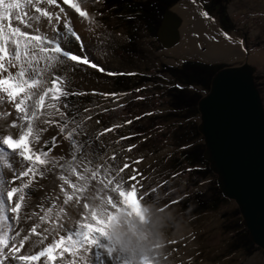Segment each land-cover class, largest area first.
<instances>
[{
    "label": "snow or ice",
    "instance_id": "6c2138e0",
    "mask_svg": "<svg viewBox=\"0 0 264 264\" xmlns=\"http://www.w3.org/2000/svg\"><path fill=\"white\" fill-rule=\"evenodd\" d=\"M88 3L89 0H0V264H39L41 258L43 264H52L56 256L60 264H136L106 234L112 214L128 205L130 199L139 202L148 195L140 192L139 201L135 196L137 185L143 188V181L148 179L134 167L144 157L121 155L131 152L134 144L112 151L111 155L110 149L101 153L106 146L100 137L122 125L90 133L87 121L93 119L92 109L81 110L79 101L70 98L97 93L73 88L65 75L80 65L109 76L133 75L108 72L87 51L89 46L72 26L62 5H69L79 18L98 27L96 13L87 10ZM201 15L211 19L206 11ZM88 31L94 32L95 27ZM221 35L236 43L226 33ZM96 39L103 43L99 35ZM73 42L78 52L68 47ZM238 43L243 45V41ZM6 105H11V110ZM94 123L101 121L96 119ZM53 129L54 134L44 136ZM124 139L131 137H120ZM64 141L71 146L69 156L51 155ZM129 168L132 171L127 177L121 175ZM93 180L95 185L91 184ZM90 186L91 192L84 195ZM37 192L43 195L33 204ZM96 198L109 202L100 212L91 203ZM175 243L178 241H168ZM61 248L54 256L55 250ZM178 251L171 248L161 255L153 249L150 255L139 258V264H162ZM65 253H69L67 258Z\"/></svg>",
    "mask_w": 264,
    "mask_h": 264
},
{
    "label": "rangeland",
    "instance_id": "374dc122",
    "mask_svg": "<svg viewBox=\"0 0 264 264\" xmlns=\"http://www.w3.org/2000/svg\"><path fill=\"white\" fill-rule=\"evenodd\" d=\"M137 1V4L153 5L162 2V0ZM119 7L122 8V5ZM171 9L181 21L185 19L184 24L181 22L179 27L182 44L171 49H163L156 36L142 28L135 34V30L130 27L133 25L132 22L127 25L131 14L106 4L103 0H99L98 3L89 0L87 5L89 13L95 12V19L99 22L98 27L94 26L96 29L94 37L99 35L103 43H99L96 38L92 42L84 38L72 20V26L81 38L85 42L89 41V44L86 43L89 46L87 51L100 66L108 72L133 74L109 76L86 65L78 66L75 72L65 73L71 79L73 88L97 93L70 98L72 101H79L78 106L81 110L85 107L92 109L93 119L87 121L90 133L113 125H122L100 137L106 146L100 149L101 153L110 149L111 155L112 151H121L134 144L136 147L131 152H121V155L134 159L144 157L143 162L134 167L143 172L148 179L143 181V188L137 185L135 196L139 201L140 192H147L148 195L139 202L134 198L130 199L128 205L112 214L106 235L112 241L109 233L115 224L128 234L152 236L166 219L162 230L167 236V241L175 240L178 243H167L162 250L158 247L153 249L158 250L161 255L171 248L179 251L173 253L167 262L162 261V264H181V261L183 264H264L262 250H252V253L248 254L242 247L245 242L240 216L233 202L228 200L220 202V207L216 210L202 213L183 209L185 202L189 200L186 197L189 195L196 197L198 192L210 190L209 186H212L213 182L208 176L194 190L191 181L195 179V173L201 165L194 164L191 168L178 162L180 142L176 140V135L188 134L192 142L199 146L203 145V140L200 135L195 137L193 132V126L197 128L199 123L198 112L187 118L183 117L184 115L173 116L169 109L173 99L168 96L169 88L176 83V77L174 78L169 68H177L183 62H200L219 67L248 62L254 66L255 82L264 107V60H261V54L264 55V0H223L222 3H219V0H196L195 3L193 0H180ZM175 9L180 10L182 15ZM202 11H206L211 19L203 17ZM222 12L228 20L227 29H224L220 22ZM221 33H226L236 43L230 42ZM239 41H243V45L238 43ZM68 47L79 51L76 43H70ZM210 50L217 52L216 59H207L211 56L206 57L205 53ZM185 89L189 94L192 92L200 94L201 97L207 92H204L201 86L187 85ZM100 93L119 95L106 97ZM105 108L108 111H103ZM181 118H184L182 122ZM96 119L101 123L95 124ZM127 121L132 123H126ZM52 131L45 133L44 136L54 134L55 129ZM122 136L131 139L120 140ZM61 146H64L62 155L69 156L71 146L68 141H64ZM120 159L121 156L118 155L117 160ZM131 171L129 168L121 175L127 177ZM137 179L141 177L137 176ZM72 180L75 182L76 177L73 176ZM130 182L136 183L135 180ZM91 184L95 185L96 181L93 180ZM151 188L153 192H149ZM90 192L91 186L84 195ZM111 195L115 198L117 194ZM91 203L96 211L100 212L109 202L96 198L92 199ZM169 213H172L174 218H168ZM92 223L95 224V221ZM129 258L134 261L132 257Z\"/></svg>",
    "mask_w": 264,
    "mask_h": 264
},
{
    "label": "water",
    "instance_id": "95a60500",
    "mask_svg": "<svg viewBox=\"0 0 264 264\" xmlns=\"http://www.w3.org/2000/svg\"><path fill=\"white\" fill-rule=\"evenodd\" d=\"M169 4L156 30L163 49L180 42L181 19ZM203 160L221 195L233 202L248 240L264 252V107L252 64L219 68L198 100Z\"/></svg>",
    "mask_w": 264,
    "mask_h": 264
},
{
    "label": "trees",
    "instance_id": "16d2710c",
    "mask_svg": "<svg viewBox=\"0 0 264 264\" xmlns=\"http://www.w3.org/2000/svg\"><path fill=\"white\" fill-rule=\"evenodd\" d=\"M103 1H105L106 4L113 5V7L116 6V8H120L121 11L125 10L131 14L130 19L127 21V25H130V22H132L133 25H130V27L135 30V34L138 32L139 28H142L152 36H156V30L159 26L160 18L166 5L175 4L180 0H162L160 4L157 3L155 5L146 3L137 4V0ZM222 2L223 0H219V3ZM119 5H122V8L119 7ZM220 22L224 29L228 28L226 24L228 23V20L225 17L224 12L220 15ZM219 68L221 67L190 61L183 62L182 65L177 66V68H169L174 78L176 77V83L168 90V96L173 99L169 108L170 114L173 116L184 115L183 117L185 118L189 117L192 113L197 114L196 105L201 95L196 93L192 94V92L189 94L185 87H187V85L191 87L201 86L204 92L208 91L210 80ZM184 112L185 114H181ZM183 120L184 118H181L180 122ZM193 132L195 133V137H199V133L195 126H193ZM176 137V140L180 142L178 147V151H180V156L177 159L178 162H181V164L186 167L190 166L191 168L194 164L201 165V168L195 173V179L191 181L193 189L195 190L201 184L202 180L208 176L212 178L213 182L212 186H209L210 190L205 189L202 192H198L196 197L190 195L186 197V199L189 200H187V203L185 202L183 209L186 211L192 210L193 212L201 213L216 210L220 207V202L227 201V199L221 195L216 184L215 176L209 171L207 164L203 160V145H195L188 134H186V136L176 135ZM238 226L240 227V224H238ZM241 229L245 242L242 247L248 252V254H250L252 253V250L255 251L258 248L248 240L247 232L242 226Z\"/></svg>",
    "mask_w": 264,
    "mask_h": 264
},
{
    "label": "clouds",
    "instance_id": "9594fccd",
    "mask_svg": "<svg viewBox=\"0 0 264 264\" xmlns=\"http://www.w3.org/2000/svg\"><path fill=\"white\" fill-rule=\"evenodd\" d=\"M146 207V206H145ZM168 218H174L172 213L168 214ZM166 219L161 224L160 229L153 233L152 236L142 234H128L121 227L113 225L110 230V238L113 243L129 257H132L136 264H139L141 256L150 255L154 247L164 249L168 243L167 236L162 230Z\"/></svg>",
    "mask_w": 264,
    "mask_h": 264
},
{
    "label": "bare ground",
    "instance_id": "6f19581e",
    "mask_svg": "<svg viewBox=\"0 0 264 264\" xmlns=\"http://www.w3.org/2000/svg\"><path fill=\"white\" fill-rule=\"evenodd\" d=\"M74 2V1H73ZM64 8H65V10L69 13V15H70V17L72 18V20H73V22H74V24H75V26H76V28L78 29V31L82 34V36L84 37V38H86V39H90V41L92 42V41H95V38L96 37H94V32H90V31H88V29H89V27H94V26H92V25H89V23H88V21L87 20H84L83 18H79L78 17V14H76L75 12H74V10L73 9H71L70 8V6L69 5H62ZM175 11H177L178 13H179V15H181L182 13H181V11L179 10H176L175 9ZM181 13V14H180ZM184 17V16H183ZM15 23V22H14ZM182 23H183V21H182ZM182 27H183V24H182ZM96 30V29H95ZM89 42V41H88ZM87 41H86V43L87 44H89ZM180 42H181V39H180ZM180 42L176 45L177 47H178V45L180 44ZM175 46V47H176ZM211 48V47H210ZM205 54H207L206 55V57H209V56H213L212 58L210 57V58H207L208 60H214V59H216L217 57H218V55H217V52L215 51V50H210L209 52H207V53H205ZM216 57V58H215ZM261 60L263 61L264 60V55L263 54H261ZM213 65V64H212ZM235 66V65H234ZM13 71H15V69H13ZM6 107L9 109V110H11V105H6ZM9 120H11L12 119V117H9L8 118ZM11 131L12 132H16V129H11ZM53 132V131H52ZM63 151H64V146H60L59 148H57L55 151H54V153H53V155H57V154H63ZM3 170H0V172H2ZM8 176H11V173H8ZM17 183H19V182H17ZM42 183H45V182H43L42 181ZM50 187V186H49ZM46 190H47V188H46ZM43 195V192H37V193H35L34 194V199H33V204H35L36 202H37V200H35V199H37L38 197H40V196H42ZM11 245H9V247H10ZM25 247H27V245L25 246ZM5 252L7 251V249H5L4 250ZM60 251H62V248L61 249H57V250H55V252L53 253V255L54 256H56V253H58V252H60ZM21 255L23 254V252H21L20 253ZM64 256H65V258H67L68 256H69V254L68 253H65L64 254ZM5 264H9V262H5ZM13 264H16V262H13ZM39 264H43V258H41V261L39 262ZM52 264H60V260H59V257L58 256H56V259L54 260V262H52Z\"/></svg>",
    "mask_w": 264,
    "mask_h": 264
},
{
    "label": "crops",
    "instance_id": "0c3cea01",
    "mask_svg": "<svg viewBox=\"0 0 264 264\" xmlns=\"http://www.w3.org/2000/svg\"><path fill=\"white\" fill-rule=\"evenodd\" d=\"M181 14V13H180ZM182 15V14H181ZM184 21H185V19H184ZM184 21H183V24H184ZM183 28V27H182ZM180 44H182V43H180Z\"/></svg>",
    "mask_w": 264,
    "mask_h": 264
},
{
    "label": "flooded vegetation",
    "instance_id": "af4514ba",
    "mask_svg": "<svg viewBox=\"0 0 264 264\" xmlns=\"http://www.w3.org/2000/svg\"><path fill=\"white\" fill-rule=\"evenodd\" d=\"M212 65V64H211Z\"/></svg>",
    "mask_w": 264,
    "mask_h": 264
}]
</instances>
